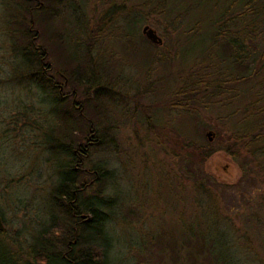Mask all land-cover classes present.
<instances>
[{"label":"rangeland","instance_id":"374dc122","mask_svg":"<svg viewBox=\"0 0 264 264\" xmlns=\"http://www.w3.org/2000/svg\"><path fill=\"white\" fill-rule=\"evenodd\" d=\"M36 1L0 0V216L9 237L18 230L16 241L30 242L57 213L50 193L69 164L43 140L45 124L18 115L24 103L37 104L21 61L22 42L35 37L53 70L77 72L71 97L96 122L77 119L72 135L80 143L94 132L85 168L112 170L84 193L113 199L105 207L109 264H264V177L251 148L238 137L236 148L229 143L243 132L245 104L264 93V68L251 96L210 87L177 94L197 77L208 84L232 70L221 49L226 38L251 33L258 56L264 0L241 17L253 0H44L33 14ZM128 14L143 20L129 25ZM145 25L161 45L143 41ZM218 28L226 35L216 36ZM53 80L66 86V75ZM50 120L47 130H56ZM206 142L215 150L201 159Z\"/></svg>","mask_w":264,"mask_h":264},{"label":"trees","instance_id":"16d2710c","mask_svg":"<svg viewBox=\"0 0 264 264\" xmlns=\"http://www.w3.org/2000/svg\"><path fill=\"white\" fill-rule=\"evenodd\" d=\"M36 2L38 8L31 10L33 14L40 12L47 5L44 0ZM258 4V0L246 3L244 10L238 12L239 16L241 17L248 11L252 13L257 9ZM27 14L32 15L29 12ZM128 19L129 25L136 26L139 21L143 20V16L135 18L128 14ZM249 25L250 22L243 26L245 28ZM31 26L30 24V32L33 31ZM251 32L253 33V31ZM226 33V29L218 28L216 36L226 35ZM33 34L36 35V33ZM244 36L246 37L226 38L222 42L221 49L224 54L229 53L226 58L229 61L228 65L232 67L231 71L226 72V74H213L215 76H213L214 80L208 82V84L204 79L197 77L198 80L189 81L183 87H180L177 94L185 95L190 91L198 93L210 87L212 91L214 89L213 93L218 90L223 93H232V97L238 94L246 95L247 93L251 96L256 89V78H258L261 68H264V43L262 50L256 57L253 55V49H255L253 46H256V44L253 41H247L252 38L251 33L246 32ZM33 39L35 37L27 38L22 42L25 46L22 47L23 58L21 61H23L22 69L25 71L22 76L30 80V84H34L37 88L35 94L37 104L33 107V105L24 103L20 106L18 115L21 122H24L27 118L29 124L33 122L34 115L36 117L34 122L37 123L36 126L39 129H42L45 124L42 132L47 133V136L43 140L49 142L50 145H56L57 153L67 156L69 164L60 171L58 181L50 193V200L57 209V213L52 214L48 222L32 236L30 242H25V244L17 242L18 230L10 237L7 230H0V264H109L108 252L111 247L112 236L106 226V222L109 220V211L105 207L114 206L113 199L105 196L102 198L101 195L95 194L85 195L84 193L94 183L102 180L103 177H111L112 170L106 169L104 171L100 167H94L91 170L85 168L84 162L89 156L90 146L95 142V138L90 139L94 132H91L87 138L85 136V140L80 143L72 138V135L74 136L78 131L76 127L78 126L77 119L85 124L89 123L88 126H96V122L93 117H87L80 99L71 97L74 94L70 92L72 87L69 85L71 84L70 75L75 74L76 76L77 72L64 73V71L55 68L53 70V67L45 58L47 57V50L36 45ZM143 41L149 43L146 38ZM250 46L253 48L249 49ZM60 74L66 75V86H68L67 88L65 86L62 91L56 84L57 82L50 78L51 76L55 78V75L59 76ZM214 83L216 84L213 85ZM256 95L255 98L245 104L240 118L244 122L243 132L230 135L229 143L232 148H236L238 144L236 141H232L235 137H238L239 140H242L243 147L247 148L246 150L251 148L252 159L254 158L255 164L258 163L256 167L263 178L264 93L261 94L260 92L258 94L257 92ZM65 102L67 103L60 107V104ZM187 103L189 102L186 100V102H180L179 105L184 106ZM257 103H261V105ZM76 104L78 107H76ZM50 117L56 120V130L52 129V126L47 130L51 121ZM39 120L43 121L42 124L39 123ZM91 130L89 129V131ZM93 136L95 137V135ZM212 145V143L206 142L204 148H199L201 159L214 152L215 149ZM244 176H247V174H244ZM59 213L61 215H58Z\"/></svg>","mask_w":264,"mask_h":264},{"label":"water","instance_id":"95a60500","mask_svg":"<svg viewBox=\"0 0 264 264\" xmlns=\"http://www.w3.org/2000/svg\"><path fill=\"white\" fill-rule=\"evenodd\" d=\"M142 33L145 36V38L147 40H149L150 42H152L153 44H157V45H161L162 44V38L150 26H148V25L143 26ZM205 134H206L208 140L212 141V138H213L212 136L215 133H213L212 131H207ZM0 230L1 231H5L6 230L5 225L2 222L1 217H0Z\"/></svg>","mask_w":264,"mask_h":264},{"label":"flooded vegetation","instance_id":"af4514ba","mask_svg":"<svg viewBox=\"0 0 264 264\" xmlns=\"http://www.w3.org/2000/svg\"><path fill=\"white\" fill-rule=\"evenodd\" d=\"M48 77H50V76H48ZM50 78L53 80V76H51ZM54 79H55V78H54ZM58 86H59V89L62 90L63 86H62V85H59V84H58ZM72 103L75 104L74 101H72ZM76 105H77V104H76ZM76 107H77V106H76Z\"/></svg>","mask_w":264,"mask_h":264}]
</instances>
